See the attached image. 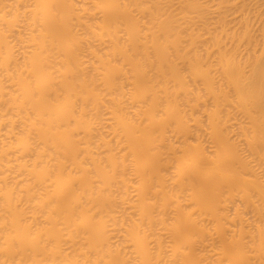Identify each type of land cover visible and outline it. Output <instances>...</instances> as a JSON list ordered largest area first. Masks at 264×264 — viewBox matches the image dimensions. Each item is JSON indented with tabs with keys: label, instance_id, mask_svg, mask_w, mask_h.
<instances>
[{
	"label": "bare ground",
	"instance_id": "bare-ground-1",
	"mask_svg": "<svg viewBox=\"0 0 264 264\" xmlns=\"http://www.w3.org/2000/svg\"><path fill=\"white\" fill-rule=\"evenodd\" d=\"M0 264H264V0H0Z\"/></svg>",
	"mask_w": 264,
	"mask_h": 264
}]
</instances>
